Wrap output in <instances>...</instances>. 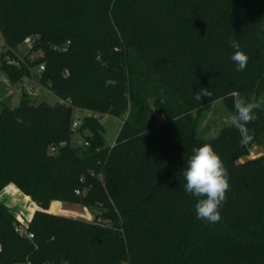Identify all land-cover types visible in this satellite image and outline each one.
<instances>
[{
	"label": "trees",
	"instance_id": "trees-1",
	"mask_svg": "<svg viewBox=\"0 0 264 264\" xmlns=\"http://www.w3.org/2000/svg\"><path fill=\"white\" fill-rule=\"evenodd\" d=\"M0 37L11 83L32 79L59 99L24 92L0 109V191L13 183L40 208L29 239L0 201V264H264V153L242 160L264 138V105L251 139L232 125L200 138L194 116L217 100L235 113L233 93L264 98V0H0ZM202 88L211 96L198 101ZM105 115L123 121L112 146ZM203 144L229 175L218 223L197 218L203 197L185 191ZM54 201L95 220L50 213Z\"/></svg>",
	"mask_w": 264,
	"mask_h": 264
},
{
	"label": "clouds",
	"instance_id": "clouds-1",
	"mask_svg": "<svg viewBox=\"0 0 264 264\" xmlns=\"http://www.w3.org/2000/svg\"><path fill=\"white\" fill-rule=\"evenodd\" d=\"M231 47L235 51L230 58L238 66L237 71H243L247 67L249 57L240 50L239 43L234 40ZM232 95L235 97V113L229 117V122L245 139H251L246 126L257 118L255 110L261 109L264 98L246 102L237 93ZM204 96H211L209 89H200L196 92L195 99L199 101ZM183 176L186 180L185 191L195 197H203L198 199L195 205L197 218L209 223H218L221 220L220 208L230 190L228 171L219 154L210 144L193 149V155L187 161Z\"/></svg>",
	"mask_w": 264,
	"mask_h": 264
},
{
	"label": "rangeland",
	"instance_id": "rangeland-1",
	"mask_svg": "<svg viewBox=\"0 0 264 264\" xmlns=\"http://www.w3.org/2000/svg\"><path fill=\"white\" fill-rule=\"evenodd\" d=\"M18 48L19 54L22 55L26 54L29 51L30 46H28L26 43H22L21 45H19ZM2 49L3 47L0 46V54ZM36 55L37 52L31 54V56L33 57H35ZM6 59L9 64L15 63V60L13 59ZM23 82L24 92L28 93L30 97L36 98L38 101H46L49 104H55L56 102H58L59 99L46 88H42L37 85H34L33 83H29V79H24ZM21 84V82L12 84L5 72L0 69V109L4 105L15 107L19 104L22 94L20 92H17L16 94L12 93L14 95L10 94V87L14 86L15 88H20ZM36 88H38L39 91L35 94L34 89ZM10 96L13 97L10 98ZM75 112L79 114V117L85 115V112L82 110H76ZM233 114L234 112L226 105L223 100H217L203 107L199 112H194V116L197 118L196 130L198 136L203 139H210L216 137L222 127L231 125L229 122V117ZM157 117L159 120H162L164 118L163 114H157ZM101 122L105 128V131L103 132L105 142L107 145L112 146L118 136L123 121L121 118L114 117L111 115H105L101 118ZM263 153L264 138L259 142L258 145L252 147L248 156L242 158V160L246 158H256L257 156L262 155ZM2 190H4V188ZM2 190L0 191V201L4 202L12 210L18 222L20 219L19 217H17V214L21 215V218L25 222H27L28 219L32 218L35 212V209H33V205L35 204L37 206V204L29 196L25 195L22 191V193H20L13 185L9 186L5 192L10 193V191H12V194L17 195L15 197H17L16 201L19 203L18 206L17 204H15L16 201L14 202L10 200V197H8L9 195L6 193L4 194ZM66 206L68 208H75L73 204H66ZM58 207V203H55L51 209L49 208V211L56 212L58 210ZM22 212L24 213L23 215ZM25 215H27V217H25Z\"/></svg>",
	"mask_w": 264,
	"mask_h": 264
},
{
	"label": "crops",
	"instance_id": "crops-1",
	"mask_svg": "<svg viewBox=\"0 0 264 264\" xmlns=\"http://www.w3.org/2000/svg\"><path fill=\"white\" fill-rule=\"evenodd\" d=\"M24 81V80H23ZM21 82V87L19 88H15L14 86H11L10 87V94L14 93L16 94L17 92L19 93H24V87H23V83L24 82ZM29 83H33L34 85H37L38 84L36 83V81L32 80V79H29ZM32 89V87H31ZM35 90V89H34ZM12 94V95H14ZM13 97V96H10V98ZM14 186L20 193H22L14 184H10L8 185L7 187L4 188V190H2V192L5 194L6 192V189L9 187V186ZM11 193V194H10ZM10 193H6L8 194L10 197V200L12 201H16V198L15 196L17 195H14L12 194V191H10ZM55 203H58L59 207H58V210L56 213H53V214H56V215H64V216H68V217H74V218H80V219H83V220H86V221H91L93 218H94V215L93 213L85 206L83 205H80V204H73L75 206V208H68L66 206V203L64 202H61V201H54L51 206H50V209L52 208V206L55 204ZM15 204H17L19 206V203L16 201ZM69 205H72V204H69ZM81 206V207H80ZM24 213L22 212V215ZM17 217L21 218V215H18L17 214ZM25 217H27V215H25ZM22 219V218H21Z\"/></svg>",
	"mask_w": 264,
	"mask_h": 264
},
{
	"label": "built area",
	"instance_id": "built-area-1",
	"mask_svg": "<svg viewBox=\"0 0 264 264\" xmlns=\"http://www.w3.org/2000/svg\"><path fill=\"white\" fill-rule=\"evenodd\" d=\"M3 39L0 37V46L3 45ZM25 43L28 45V46H32L33 45V39L28 37L25 39ZM41 70H44V65H40L39 68H38V71H41ZM38 88H36L34 90V93L36 94L38 92ZM79 114L75 112V119L72 123V127L73 128H76L78 125H79ZM78 143L80 144L81 141H78ZM54 150V149H53ZM76 193H79V190H76ZM19 222L16 226V231L22 235V236H25L26 238H29V239H33L34 238V234L29 230V222L31 219H28L27 222H25L23 219L19 218ZM95 220V217L91 220V221H94ZM14 264H34L32 263L31 261L27 260L25 262H19V263H14ZM66 264V263H64Z\"/></svg>",
	"mask_w": 264,
	"mask_h": 264
},
{
	"label": "bare ground",
	"instance_id": "bare-ground-1",
	"mask_svg": "<svg viewBox=\"0 0 264 264\" xmlns=\"http://www.w3.org/2000/svg\"><path fill=\"white\" fill-rule=\"evenodd\" d=\"M33 207H34L33 209H35L34 211H36L37 209H39V207H37L35 204L33 205ZM48 211H49V210H48ZM49 212H50V213H56L57 211H56V212H51V211H49Z\"/></svg>",
	"mask_w": 264,
	"mask_h": 264
}]
</instances>
